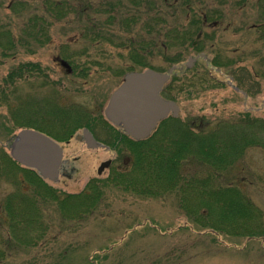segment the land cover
Wrapping results in <instances>:
<instances>
[{"label": "rangeland", "instance_id": "obj_1", "mask_svg": "<svg viewBox=\"0 0 264 264\" xmlns=\"http://www.w3.org/2000/svg\"><path fill=\"white\" fill-rule=\"evenodd\" d=\"M17 1L29 6L26 10L10 8ZM203 3L196 7L197 11L218 10L222 19L219 26L207 24L205 27V33L214 35L206 40L205 52L187 53L179 63L185 66L191 57L195 58L189 66L192 67L189 73L198 82V87L191 95L188 90L179 95L178 116L200 124L224 121L249 112L252 117L264 120V79L254 77L252 73V66L257 63L259 67V62L264 61V40H258L256 30L250 29L264 22L261 17L263 8L258 0H249L245 4H239L238 0H203ZM2 4L0 20L10 21V29L17 37L21 34L22 20L28 17L26 13L33 12L32 7L40 3L35 0H2ZM135 32L131 33L132 38L136 37ZM89 33L97 34L95 31ZM122 34L124 37H120L124 41L128 36L124 31ZM50 38L48 43L34 47L32 53L19 47L7 57L0 54V79L22 62L39 63L46 70V76L20 80L15 88L25 103H22L25 109H31V94L37 89L35 92L41 93L39 96L35 94L37 99H45L52 109L47 117L69 116L70 108H81L78 116L82 120L89 111L96 112L104 106L130 66L141 68L129 58L128 51L118 40L86 39L81 24L56 23L50 27ZM65 45L69 46L70 53L77 54L72 59L78 63L81 76L67 77L65 69L55 62L54 57L64 58ZM217 52L243 60L241 66L235 68L236 78L232 74L231 79L226 69H213L209 65ZM148 60L158 71L167 72L171 68L169 61L158 51L154 56H148ZM94 61L96 64H88ZM244 65L248 67V73L242 68ZM91 71L99 74L89 75ZM241 80L244 81L242 91H236ZM39 86L42 88L38 90ZM7 114L6 108L0 109V142L10 153V146L20 129L11 128ZM76 133H81V128ZM96 133L102 142L99 148H90L74 137L57 138L68 163L67 173L46 179L49 185L62 192L78 193L93 179H100L105 184L110 170L99 175L98 168L103 161L113 158L115 141L98 131ZM119 155L113 167L129 168L130 156ZM223 184L237 187L256 204L263 217H257V214L230 217L226 216L228 214L222 206L213 207L208 219L223 228L224 232L218 234L195 224L187 212L179 208L175 193L143 198L109 184L104 187L105 196L97 211L85 221L68 222L54 208L47 209V219L53 225L50 241L39 243L41 246L11 250L4 264H264V235L253 238L234 235L242 229L259 230V220L263 223L260 228L264 229V147L248 148L225 174ZM26 188L30 189V186L27 184ZM11 190L12 186L2 184L0 198ZM229 231L231 233H226Z\"/></svg>", "mask_w": 264, "mask_h": 264}, {"label": "trees", "instance_id": "obj_2", "mask_svg": "<svg viewBox=\"0 0 264 264\" xmlns=\"http://www.w3.org/2000/svg\"><path fill=\"white\" fill-rule=\"evenodd\" d=\"M35 1L40 4L32 7L33 12L26 13L28 17L21 22L19 36L13 34L10 21L0 20V54L3 57L19 47L32 53L34 47L48 43L51 41L50 27L56 23L67 26L81 24L86 39L118 40L128 51L129 58L141 66V70L154 68L148 56L160 52L171 67H176L162 95L176 102L186 90L191 95L198 87V82L189 73L192 67L179 63L187 53L205 52L206 40L214 37L213 33L204 32L205 27L207 24L219 26L222 19V13L218 10L197 11L196 7H201L203 0ZM248 1L238 0V3ZM258 4L263 8L261 17L264 20V0H258ZM2 5L1 0L0 8ZM28 6L23 1H17L10 8L26 10ZM250 29L256 30L258 40H264V22ZM92 31L97 34H90ZM123 31L128 36L124 41L120 37ZM134 31L136 37L132 38L130 35ZM64 47L62 55L65 58L72 59L77 55L70 53L68 45ZM225 54L215 53L209 65L213 69H226L231 79L233 76L236 78L235 68L239 64L241 66L243 60ZM72 63L78 65L73 59ZM259 65L257 67L256 63L252 66V73L254 77L264 79V61H260ZM242 68L245 73L249 72L246 65ZM133 69L130 66L128 71ZM42 76H46V70L39 63L28 61L22 62L0 79V109H7L12 129L29 127L54 135L56 117L61 121L68 118L59 115L47 117L52 109L45 99H37L36 95L41 94L35 92L37 89L31 94L33 97L30 96L31 109L22 106L25 103L16 93L15 84L20 80H35ZM243 80L236 85V91H242ZM40 86L38 90L42 88ZM127 143L131 160L129 168L112 167L105 184L100 179H93L82 191L66 193L49 185L37 170L19 164L0 142V188L2 184L12 186V190L0 198V264L10 257L11 250L50 241L53 225L47 219V209L54 208L68 222L85 221L97 211L105 196L104 187L109 184L143 198H159L167 193H175L179 208L187 212L195 224L218 234L224 232L223 228L208 219L213 207L222 206L228 214L226 216L230 217L255 214L263 217L256 204L237 187L224 186L223 178L248 148L264 147V120L252 117L249 112L224 121L200 124L180 116H169L160 121L149 137L128 139ZM27 184L30 189L26 188ZM261 224L259 220V230L242 229L234 235L252 238L264 235Z\"/></svg>", "mask_w": 264, "mask_h": 264}, {"label": "water", "instance_id": "obj_3", "mask_svg": "<svg viewBox=\"0 0 264 264\" xmlns=\"http://www.w3.org/2000/svg\"><path fill=\"white\" fill-rule=\"evenodd\" d=\"M175 67L168 72L146 69L127 74L112 94L106 116L135 138H146L158 122L170 112L178 116L175 101L164 99L161 91ZM11 156L21 165L39 171L46 179L56 177L63 158V149L47 134L35 129L21 130L10 146ZM109 165L104 162L99 174Z\"/></svg>", "mask_w": 264, "mask_h": 264}, {"label": "flooded vegetation", "instance_id": "obj_4", "mask_svg": "<svg viewBox=\"0 0 264 264\" xmlns=\"http://www.w3.org/2000/svg\"><path fill=\"white\" fill-rule=\"evenodd\" d=\"M74 56L73 58H75ZM55 62L58 63L59 66H62L65 69L66 76L71 78L74 77L75 75H79L78 73V65H74L72 63V59H65V57L57 56L54 57ZM192 60L187 64L190 66ZM96 64L95 61L91 62V65ZM96 66V65H95ZM82 67V66H81ZM134 67V66H133ZM141 69H137V66L134 67L133 70L128 71L125 73L121 80L118 82L116 88L111 92V94L108 96L104 106L97 110L96 112H91L89 111L85 117L81 120V118L78 116L79 113L78 111L81 112L80 109H75V108H70V115L68 116L67 119H64L62 121L59 120V117H56V125H54V135H49L51 138H54L56 141H60L57 138H76L82 143H85L88 147L90 148H99L102 146V142L98 139L96 131H98L100 134H102L104 137H109L111 138L112 141H115L114 147H115V154L113 158H109L105 161H103L100 166L104 163L109 161V165L105 167L100 174H104V172L112 169L113 165L115 164V160L118 158L119 154L129 156V150H128V139H133V140H138L137 138L132 137L129 135L125 129L122 126H118L114 124L112 121H110L107 116H106V108L108 106V103L111 99L112 94L115 92V90L124 82L125 77L127 76L128 73L130 72H139ZM84 72V71H83ZM122 72V71H121ZM48 73V71H47ZM111 74V72H109ZM98 71H91L89 75H98ZM86 75V74H84ZM81 76V75H79ZM68 78V79H69ZM75 119H78L79 121H76ZM89 123L91 126H89ZM81 128V133H76L77 130ZM96 127L98 129H96ZM79 128V129H77ZM76 131L72 133L74 130ZM67 131H70L69 133H66ZM104 133V134H103ZM73 134V135H72ZM16 138V136L14 137ZM118 152V153H117ZM125 154V155H124ZM120 156V155H119ZM126 156V157H127ZM67 161L64 160V157L59 165L58 173L59 174H66L67 173ZM99 166V167H100ZM99 170V168H98ZM99 174V171H98Z\"/></svg>", "mask_w": 264, "mask_h": 264}]
</instances>
